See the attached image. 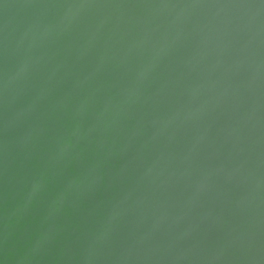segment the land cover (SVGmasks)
I'll use <instances>...</instances> for the list:
<instances>
[{
    "label": "water",
    "instance_id": "95a60500",
    "mask_svg": "<svg viewBox=\"0 0 264 264\" xmlns=\"http://www.w3.org/2000/svg\"><path fill=\"white\" fill-rule=\"evenodd\" d=\"M0 264H264V0H0Z\"/></svg>",
    "mask_w": 264,
    "mask_h": 264
}]
</instances>
